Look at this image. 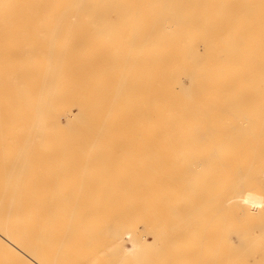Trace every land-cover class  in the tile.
I'll return each instance as SVG.
<instances>
[{"label": "bare ground", "instance_id": "obj_1", "mask_svg": "<svg viewBox=\"0 0 264 264\" xmlns=\"http://www.w3.org/2000/svg\"><path fill=\"white\" fill-rule=\"evenodd\" d=\"M0 264H264V0H0Z\"/></svg>", "mask_w": 264, "mask_h": 264}, {"label": "rangeland", "instance_id": "obj_2", "mask_svg": "<svg viewBox=\"0 0 264 264\" xmlns=\"http://www.w3.org/2000/svg\"><path fill=\"white\" fill-rule=\"evenodd\" d=\"M233 7H235V5H233ZM230 8H232V4H230ZM241 58H242V59H241ZM242 60H245V63L247 64V61H248V60L245 59V58H243V56L240 57L239 61H242ZM184 78H185V80H186L187 82L190 81V78H189L188 74L185 73V72H184ZM117 149H118V148H117ZM118 151H123V148H122V149L120 148V150H118Z\"/></svg>", "mask_w": 264, "mask_h": 264}]
</instances>
